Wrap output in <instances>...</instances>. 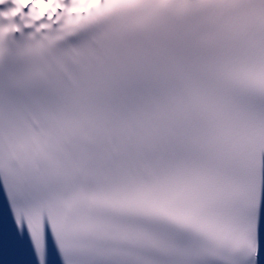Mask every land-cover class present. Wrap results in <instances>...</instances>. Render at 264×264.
Masks as SVG:
<instances>
[{
	"label": "snow or ice",
	"instance_id": "obj_1",
	"mask_svg": "<svg viewBox=\"0 0 264 264\" xmlns=\"http://www.w3.org/2000/svg\"><path fill=\"white\" fill-rule=\"evenodd\" d=\"M0 264H264V0H0Z\"/></svg>",
	"mask_w": 264,
	"mask_h": 264
}]
</instances>
